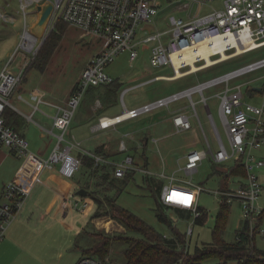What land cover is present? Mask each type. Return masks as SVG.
<instances>
[{"label": "rangeland", "instance_id": "1", "mask_svg": "<svg viewBox=\"0 0 264 264\" xmlns=\"http://www.w3.org/2000/svg\"><path fill=\"white\" fill-rule=\"evenodd\" d=\"M156 2L160 3L161 15L150 22L151 30L170 29L171 16L175 18L182 17L184 21H191L196 17L204 16L208 12L223 7L222 0L208 1L205 4L191 2L189 6L183 9L175 8L170 3V0H156ZM19 9V0H0V12L5 14V16L0 17V68L12 58V70L25 69L27 73L26 78L17 86V90H21L19 92L22 93L25 99L32 101L33 105L25 104L22 101L12 98L10 100L12 103H16L17 107L25 114L28 116L31 115L28 118L19 112L21 116L27 119V123H24L26 125L25 133H27V139L30 143V150L33 151L40 148L43 150L46 144L50 143L49 152H46V157L48 158L55 149L57 139L52 133L44 130L45 127L51 126L52 119L44 115L43 112L47 111L49 114H54L55 109L45 103L37 102L38 98H42L44 101L49 100L56 104H66V101L69 99V94L74 88V84H76L83 72L82 69L91 59L100 42L103 43V40H99L77 26L67 24L63 29L60 27L58 34L61 33V36L57 41V47L53 50L46 68L41 71L36 68V65L40 58L39 55L43 52L46 44L49 43L48 41L53 31L43 39L42 46L39 47L38 51L26 53L22 48H19L25 20L24 14ZM29 12L28 23L32 27L37 22L39 14L33 12V8ZM139 54L140 56L131 63L129 54L122 52L116 58L115 62L107 67L108 72L122 84L110 102L104 100V109L107 108L106 110L109 115H116L123 112L124 101L128 108H135L157 97L178 92L179 90L194 86L199 81L209 80V78L238 69L255 60L263 59L264 47L238 55L236 58L224 60L222 63L210 66L207 69L194 71V73L179 77L177 80H155L156 75L165 74L172 76L173 69L168 66L163 68L153 67L150 62L149 49L145 50L141 47L139 48ZM145 81L148 82L139 85ZM239 83L244 84V99L252 104H258V96L253 100L248 95V85L259 88L264 85V67L240 75L238 78L232 80L231 85ZM224 86L225 83L223 85L209 87V89L205 90V96L208 97V102L216 124L220 128L224 140L228 143L227 135L220 118V99L215 96ZM102 88H91L89 91L94 90L102 99ZM96 89L99 91H95ZM126 89L127 91L125 92ZM194 97L196 100L201 98L199 94H195ZM184 100L181 99L180 102ZM36 104L40 105L38 109H35ZM197 111L199 112L209 141L215 146L216 141L214 139L213 128L210 124L208 112L202 103L197 104ZM171 112V110L167 109L158 112L159 117H162L160 120L150 114L142 115L120 123L117 126L118 131H107L105 134L100 135L101 140L107 141L109 145L106 152L109 154V160L112 163H121L127 155H131L135 160L137 159L139 165L137 166L134 179H131L127 183L115 180L116 187L111 190H105L103 187L96 186L98 182L97 178L91 177L92 182L89 187L91 192H94L95 189L98 191L97 195L103 205L101 208L102 211L108 210V206L105 204L106 198L108 196L115 198L120 192L119 188H121L122 191L117 196L116 201L118 205L132 211L147 221L151 226L155 227L160 233L169 235L171 231L170 227L161 223L156 217L155 195L152 193V187L154 185L151 186L147 183L145 180L147 174L145 171H141L145 162L144 158L149 159L148 170L151 179L153 178V183L160 182L166 185L183 183L191 188H194L193 186L197 184L201 185L204 187V190L198 198H196L195 194L193 202L206 208L208 212V219L203 225H196L193 218H181L175 209L171 208L166 212L167 217L172 219L174 225L182 232H188L189 228L193 229L192 234L187 235V238L190 239L188 243L189 248L194 251L197 246L199 247L205 243L214 242L213 231L218 220L217 216L222 207V201L215 194L214 190L222 188L224 180L223 175L216 171V169L225 171V168L227 166H233L235 161L232 159L227 161L225 165H217L210 159H205L199 164L197 171L192 174L186 173L184 170L186 161L185 154L196 150V148H206L205 136L202 133L201 127H199V122L196 117H193L191 120L193 129L177 132L169 123V116L171 114L173 115ZM77 118L78 110L75 113L73 123H75ZM23 124L22 126L20 125L21 129ZM43 133L46 134L45 138L42 136ZM58 133V130L55 129V134ZM127 133H132L133 135L126 136L125 134ZM131 136L134 139H131ZM145 136L149 137V141L144 144V141H146L144 139ZM153 138H158V140L155 141ZM76 139L79 140L77 136ZM121 140L126 142L128 147L126 150L121 149ZM254 154L259 157H264V146L256 149ZM24 161L25 159L23 157H10L1 163L0 192L2 179L7 180L14 172L16 166L23 165ZM54 169L58 170L59 164H55ZM83 171L85 172L86 170L82 168L79 172L83 173ZM255 172L259 175L262 185H264V166L257 168ZM231 179V186L246 181L244 177L240 176H233ZM37 188L32 191L31 196L28 198L29 203L33 202V207L36 209L32 213L33 218L28 222L31 228L23 236L24 241L21 244L22 247H19L21 248L19 251L20 255L15 251L16 259L12 264H76L84 254L83 249L89 248L90 245L94 244L95 238L90 235L93 232L110 235L112 238L115 235L120 238L125 235L141 236L140 233L128 231L117 220L111 218L110 215L93 218V215L97 211V204L90 196L82 197L79 194H70L75 195V200H78L79 197L84 198L85 202H87V207L84 211L79 208H71L68 212L69 214H62L61 208L54 205L53 192L49 188H44L43 192L36 193ZM41 189L42 187L39 186L38 190L40 191ZM38 194L41 195V198L39 195L37 199L36 196ZM258 200L264 206V190L261 192ZM83 201L81 202L82 204L84 203ZM36 205L40 207L36 208ZM41 209L46 210V215L43 218ZM18 216H20V213ZM18 216L12 221L11 226L18 220ZM228 216L229 218L223 237L230 244L236 241L237 233L244 227L245 218L242 216V206L238 201L230 203ZM34 227H37V230ZM261 227L264 228V218ZM253 244L259 249H264V236L261 234L256 235L253 239ZM124 248L125 242L114 239L109 247L110 252L105 258V262L108 264H124ZM90 252L93 253L91 250ZM203 264H219V262L217 258H209L204 260ZM228 264H238V262L230 260Z\"/></svg>", "mask_w": 264, "mask_h": 264}, {"label": "built area", "instance_id": "2", "mask_svg": "<svg viewBox=\"0 0 264 264\" xmlns=\"http://www.w3.org/2000/svg\"><path fill=\"white\" fill-rule=\"evenodd\" d=\"M20 11L24 14V31L21 35L22 48L27 52H36L42 46L43 39L56 29L58 22L77 26L86 33L103 40L102 51L88 62L83 72L74 85L72 95L65 105L58 107L54 116V127L60 132L52 133L56 136V145L53 153L46 159L39 158L32 150L27 137L20 131L6 124L4 112L7 106H12L10 98L17 90V86L25 78V69L15 71L11 68V59L0 68V152L2 148H10L21 158L24 163L35 173L48 168L53 169L59 164V172L66 178H74L82 166L79 155L74 150L80 149L83 153L93 156L95 161L109 162L113 164V175L122 179L127 172L137 171L136 160L127 155L121 163L115 164L95 153H88L80 146L79 141H73L69 137V128L75 118V113L80 106L86 92L91 87H100L104 84L113 83L116 79L108 72L107 67L115 62L122 53L127 52L131 63L139 56V48L149 49L150 62L155 68L171 67L173 75H158L155 80H174L179 77L194 73L192 63L183 62L176 67L175 59L184 53L195 48L208 46L212 48L213 42L218 38L233 40L230 44L223 46L222 50L213 48L210 52L212 63L208 59L199 56L194 59L198 70L207 69L210 66L222 63L224 60L238 57L248 52L264 47L260 45L250 49L253 45L264 43V0H222L223 7L208 12L204 16L196 17L191 21H184L182 17H170L171 28L154 30L150 28L151 21L161 15L160 3L156 0H19ZM213 0H170V3L177 9L186 8L191 2L205 4ZM52 3L53 13L47 24L44 37L37 38L32 32L28 23L29 10L39 14L38 6ZM5 16L0 12V17ZM239 47L241 49H239ZM226 54V56L224 55ZM264 67V58L245 64L238 69L228 71L222 75L199 81L194 86L179 90L175 93L166 94L135 108L125 107L124 111L117 116H105L99 121L98 128L105 129L114 127L120 122L135 119L136 117L150 114L151 112L171 109L179 106L180 100L185 99L187 104L180 105L173 110L172 122L177 132L191 130L192 118L196 117L200 126L202 122L197 111V104L202 103L210 119L214 132L215 146L205 136L206 148L196 149L186 154L187 160L184 165L186 173L192 174L197 171L200 163L210 159L217 165H225L229 160H242L247 175L246 181L239 182L235 186L222 187L214 190L223 204H230L238 201L242 206V216L249 224L250 237L261 234L264 236V228L259 223L264 206L258 198L264 190V185L259 175L255 172L257 168L264 166V157L254 154L256 149L264 146V85L256 91V87H250L253 92L249 96L254 100L259 97L258 104L246 101L243 92V83L231 85L232 80L240 75L253 72ZM196 70V71H198ZM181 71V72H180ZM224 88L215 96L220 99L219 111L222 126L227 135L224 140L220 128L213 117V112L205 96V90L209 87L223 85ZM127 91V90H126ZM199 94L200 99L196 100L194 95ZM121 149L126 150L127 144L121 140ZM141 171L146 169L141 168ZM37 177V176H36ZM34 177L28 182L13 180L7 183L2 190L0 198V245L4 242L12 221L23 209L37 178ZM191 188L187 185L177 186L167 184L163 186L161 201L166 205L178 208H186L197 215L198 204H194L196 198L204 190V187L197 184ZM176 192V193H175ZM178 194L173 197V194ZM73 196H66L62 202L63 212L67 213L70 206L79 208L82 211L87 207L80 200H73ZM259 224V225H258ZM193 232L189 228L188 235ZM240 236H238V240ZM76 264H108L96 255L83 254Z\"/></svg>", "mask_w": 264, "mask_h": 264}, {"label": "trees", "instance_id": "3", "mask_svg": "<svg viewBox=\"0 0 264 264\" xmlns=\"http://www.w3.org/2000/svg\"><path fill=\"white\" fill-rule=\"evenodd\" d=\"M64 22H58L56 29L53 30L50 35L49 43L46 44L43 52L39 55L38 63L36 68L43 71L51 59L53 50L57 47V41L59 40L61 33L58 34L59 28L63 29L65 27ZM26 73V72H25ZM27 74V73H26ZM26 78V75H25ZM24 78V79H25ZM122 84L118 79L113 83L104 84L102 99L103 101L110 102L111 98L117 94ZM98 88V87H91ZM90 88V89H91ZM98 90V89H96ZM257 91V89H256ZM102 92V91H101ZM249 92H253V89H249ZM4 119L6 124L12 128L19 131V126L21 125L19 121L23 119L19 114L7 106L4 112ZM20 124V125H19ZM103 151H98L96 154L109 159V154L102 153ZM82 161V166L80 169H87L90 176L97 178V187H103L105 190H111L115 188V176L113 175V164L109 162H100L97 164L95 158L90 155L80 154ZM80 171V170H79ZM224 177L223 187H228L230 184V179L233 176L246 177L247 171L245 170L242 160H235L233 166H227L225 171L216 169ZM136 171L127 172L126 176L122 180L123 183L129 182L134 179ZM112 176V177H111ZM145 180L149 185H154L152 187V193L155 195V212L156 217L159 221L168 227L171 231L169 235L160 233L155 227L151 226L147 221L137 216L135 213L129 209L122 207L117 204V196L115 198H106L105 204L108 206L107 211H102V201L97 195V190L91 192L92 198H94L100 209H98L93 217H99L103 215H110L111 218L117 220L123 227L128 231H134L140 233L141 236L135 237L131 235H125L120 238L119 236H114L113 238L109 235H103L99 232L90 233L93 238H95L94 244L90 245L89 248H84L85 254L96 255L103 261L109 255V247L112 241L115 239L117 241L125 242L124 248V264H203V261L209 258H217L219 264H228L230 260H235L238 264H264V249H259L256 245H252L254 237L249 235V224L244 221V227L237 233V239L233 243H227L224 240L223 233L225 232L226 223L228 221V213L230 210V204H223L218 214V220L214 228V242L205 243L192 251L189 248V238H187L188 233L182 232L179 228L174 225L172 219L167 217L166 212L169 209H175L181 218H193L196 225H203L208 219V212L206 208L199 206L197 215H193L192 211L186 208L173 207L171 205H166L161 201V193L163 190V184L160 182L153 183L150 175H146ZM155 181V180H154ZM152 182V184H151ZM90 183L88 186L89 187ZM264 218V211L261 214L259 223H262ZM259 225V224H258ZM238 236L240 239L238 240ZM90 250L93 252L91 253Z\"/></svg>", "mask_w": 264, "mask_h": 264}, {"label": "crops", "instance_id": "4", "mask_svg": "<svg viewBox=\"0 0 264 264\" xmlns=\"http://www.w3.org/2000/svg\"><path fill=\"white\" fill-rule=\"evenodd\" d=\"M103 47H104V44L100 42V44L95 49V52L93 53L92 57H94L95 54H97L100 51H102ZM92 57H91V59H92ZM83 69H82V71H83ZM156 76H158V75H156ZM150 80H152V79H150ZM146 82H148V81L141 82L139 85L144 84ZM134 86H137V85H134ZM258 88L256 87L257 90H259ZM127 89H129V88H127ZM73 90H74V88L71 90V92L69 94V98L72 95ZM89 90H90V88H89ZM89 90L84 95V97L82 99V102H81L80 106L77 109L78 110V118L76 119L75 123H73V125H71L72 127L70 126V128H69V131H70L69 132V137L73 141H79L80 142V146L82 147V149L87 151L88 153H95L96 154V152H98L100 150V151H103L102 153L105 154V153H107L106 150H107V147H109V145L107 144V141L105 142V140H101L102 138H100L99 136L105 134V132H107V131L108 132L115 131V130L118 131L117 126L120 125V124H117L114 127L101 129V128H98L99 121H100V119L102 117H105V116L113 117V116H117L119 114L109 115L107 110H106L107 108L104 109V101L100 98V96L98 94H96V92H94V90H91V91H89ZM126 90H125V92H126ZM19 91H21V90H16L15 93H17V94L14 93L11 98L15 99V100H18V101H22L25 104H32L33 105V102L30 101V100L25 99L23 97L22 93L19 92ZM95 91H97V90H95ZM87 93H88V95H87ZM102 93H103V90H102ZM43 101L44 100L42 98H38L37 102L45 103L47 105H50V106L54 107V109H55L54 114H49L47 111L43 112L44 115H46V116H48V117H50L52 119L51 126L45 127L44 130H46L47 132H50V133H52V132L55 133V129L56 128L54 127V116L58 112V107L62 106L63 104H60V103L56 104V103L51 102L49 100H45L44 102ZM66 102H68V101H66ZM10 103H12L11 100H10ZM82 103H83V105H82ZM185 104H187L186 100H184L183 102H180L179 106H173L171 109H167V108H165V109L173 111V110H175L174 108L180 107V105H185ZM39 106L40 105L36 104L35 105V109H38ZM125 107H127V104L124 101V109H125ZM11 108L13 110L15 109V111L18 112V113L20 112V113L24 114L28 118H30V116H31V115L28 116L27 114H25L19 107H17L16 103H12ZM165 109H162L161 111H164ZM161 111L158 110V111L151 112L150 115L155 117V118H158L160 120L162 117L161 116L159 117L158 112H161ZM20 113H19V116L23 120L19 121V122H21L22 124L24 122L27 123V119L25 117L21 116ZM130 120H132V119H130ZM126 121H128V120H126ZM123 122H125V121H123ZM123 122H120V123H123ZM169 123L174 128L173 122H172V114L169 116ZM22 124H21V126H22ZM202 126H203V124H202ZM25 127H26V125L24 123L22 129L20 128V126H19L18 129H19V131L21 133H23L27 137V133H25ZM199 127H201L200 124H199ZM201 130H202L203 135L208 137L207 134H206L205 127H204V130L201 127ZM130 134H132V133H127L125 135L126 136H130ZM42 136H43V138H45L46 134L43 133ZM53 136L56 138V136L54 134H53ZM76 136L78 137L79 140L76 139ZM131 139H134V137L131 136ZM144 139H146V141H144V144L148 143L149 137L145 136ZM153 139L155 141L158 140V138H153ZM120 143H121V141H120ZM49 145H50V143L46 144L45 149H43V150H42V148H40L38 150H33L32 152L36 156H38L39 158L46 159V154L49 152V149H50ZM73 152H74L75 155H80V154L84 155V154H86V153H83L80 149H77V148ZM186 154H185V158L187 160ZM10 157L20 158L17 155V153H15L12 150H10V148H7V147L2 148V150L0 152V167L2 165L1 163L4 162L5 160H7ZM144 159H145V162L143 164L144 165L143 168L148 171V172H146V174L149 175L150 174V172L148 170L149 159L148 158H144ZM135 165L136 166L139 165V162L137 163V159H136ZM85 170L86 171L85 172L83 171V173H80L78 171L80 173V175L78 173L77 175H75L74 178L71 179V178L64 177L63 175L60 174L59 169L57 170V169H54V168L53 169L46 168V169L42 170L40 173L35 170V173H34L32 170H29V167L27 165H25V163H24L23 165L22 164L21 165H17L16 168L14 169V172L7 178V180L6 179H2V182H1L2 187H1L0 194L2 193L3 187L7 183H9V182H11L13 180H17L18 179L19 181H22V182H28L29 180H32L34 177L37 176L36 177L37 180H36L35 184L32 187L31 194H32V191L35 188H37V187L38 188L36 189V191H37L36 193L43 192L44 188L45 189L49 188L50 191L53 192L52 194L54 195V201H55L54 205L59 207V208H61L62 214H69L68 213L69 211L67 213H64L63 212V208L61 207L64 198L66 196H73V198H75V195H70V194H74L75 193L77 195V194H79L78 191L80 189H84V190L88 191L87 195H81V194H79V195L82 196V197L90 196L91 199L96 202L97 210H98V209H100V206L98 205L97 201L94 198H92L90 187H86V186L89 185V183L91 185L92 178H94V176L91 178L89 171L87 169H85ZM123 179L124 178L118 179V178L115 177V180L118 181V182L119 181L123 182L122 181ZM231 181H232V179H230L229 182L231 183ZM173 184H175L177 186H185V184H183V183L182 184L173 183ZM164 185H166V184L163 183V186ZM39 186L42 187L43 190L41 189L39 191L38 190ZM39 195L40 194H38L37 196L35 195L37 197V199H38ZM1 197H2V194L0 195V198ZM35 198H34V200H35ZM40 198H41V195H40ZM41 200H43V199H41ZM73 200H75V199H73ZM78 200H80L82 202L84 200V198L79 197ZM83 202L87 203V202H85V200ZM33 205H34L33 202L29 203V199H27L25 204L22 207L23 209L20 211V216H18V220H16V222H14L13 225L9 228L7 236H6L5 240H4V242L0 245V264H12V262L16 259L15 251H16V253L18 255H20L19 251H20L21 248H19V247L21 246L22 242L24 241L23 240L24 239L23 236L25 234H27L28 233V229L31 228V226L28 225V222H29V220L31 221V219L33 218V214L32 213L36 210L33 207ZM38 207H40V206L36 205V208H38ZM71 208H74V207L70 206V209ZM37 210H39V209H37ZM40 211L42 213V218H43L46 215V210L45 209H41ZM34 229L37 230V227H34Z\"/></svg>", "mask_w": 264, "mask_h": 264}, {"label": "bare ground", "instance_id": "5", "mask_svg": "<svg viewBox=\"0 0 264 264\" xmlns=\"http://www.w3.org/2000/svg\"><path fill=\"white\" fill-rule=\"evenodd\" d=\"M231 42H233V40L223 37V38H218L211 45L213 46V48H219V49L222 50L224 45L230 44ZM260 45H264V43L263 44H259V45H253L252 47H250V49H253V48L258 47ZM213 48L210 45L202 46V47L195 48L192 51H189L188 53H184L182 55H179L175 59L176 67L178 68V66L180 64H182L183 62H189V63H192L193 71H196V70H198V67H197V64L194 63V59L196 57H199V56L206 57L208 59L207 65L211 64L212 63L211 62L212 59L210 58L209 55H210V52H211V50ZM239 49H241V48L239 47ZM224 55L226 56V54H224ZM175 193L173 194V197H177L178 196V194H175ZM85 204L87 206V203H85Z\"/></svg>", "mask_w": 264, "mask_h": 264}, {"label": "water", "instance_id": "6", "mask_svg": "<svg viewBox=\"0 0 264 264\" xmlns=\"http://www.w3.org/2000/svg\"><path fill=\"white\" fill-rule=\"evenodd\" d=\"M53 4L48 2L44 5L38 6L37 10L39 12V18L37 22L32 26V32L37 38H43L47 29V24L52 16V11H53ZM258 88V87H257ZM260 89V88H258ZM79 194L81 195H87L88 191L84 189H80L78 191Z\"/></svg>", "mask_w": 264, "mask_h": 264}]
</instances>
